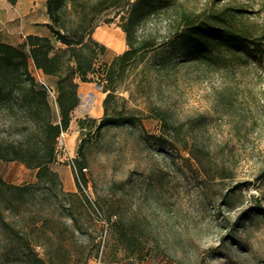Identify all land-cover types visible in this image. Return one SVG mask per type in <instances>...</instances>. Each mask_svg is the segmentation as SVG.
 Here are the masks:
<instances>
[{
	"label": "rangeland",
	"instance_id": "1",
	"mask_svg": "<svg viewBox=\"0 0 264 264\" xmlns=\"http://www.w3.org/2000/svg\"><path fill=\"white\" fill-rule=\"evenodd\" d=\"M180 2L208 11L231 5L243 10L245 24L264 25V0ZM170 16L146 26L158 30L159 41L167 39L166 22L175 14ZM119 24L115 11L100 18L92 37L106 52L98 65L128 48L125 33L118 50L96 38L99 28L122 31ZM170 53L167 43L159 60L168 66L160 76H144L140 66L118 89L126 99L120 103L141 124L98 132L104 113L96 124L89 118L103 108L106 94L97 81L81 91L75 116L86 123L79 132L74 126L79 148L73 156L65 137L66 157L55 165L60 185L46 188L23 219L6 213L16 229L29 226L35 211L64 220L28 231L39 240L34 246L40 257L47 259L42 242L54 231L56 240H71L84 257L99 247V257L88 264H264V55L223 47L205 61L189 62ZM56 98L57 92H49L53 108ZM157 109L169 119L168 131L154 115ZM75 160L88 169L83 182L90 199L77 185ZM0 177L25 185L36 181V171L0 161ZM122 233L129 235L125 241ZM21 239L0 225V264H29Z\"/></svg>",
	"mask_w": 264,
	"mask_h": 264
},
{
	"label": "trees",
	"instance_id": "2",
	"mask_svg": "<svg viewBox=\"0 0 264 264\" xmlns=\"http://www.w3.org/2000/svg\"><path fill=\"white\" fill-rule=\"evenodd\" d=\"M180 1L47 0L49 29L54 39L28 35L18 47L0 43V161L20 162L36 171V181L25 185L8 183L0 177V225L22 238V251L29 264H88L92 257H99V247L95 255L84 257L71 240L58 241L52 231L42 242L46 247L44 259L34 246L39 240H31L28 231H45L51 222L60 224L64 220L35 211L29 226L16 229L15 220L7 217L23 219L25 210L38 206L46 188L52 190L60 185L59 174L52 164L57 162L58 138L70 128L73 112L80 105V82L97 81L106 94L104 116L96 127L100 132L109 126L135 125L136 121L141 124L139 116L120 103L126 99L117 92L128 74L140 66L144 76H160L168 66L166 61L159 60L167 43L171 53L178 52L189 62L205 61L210 53L223 47L237 53L264 55V25L245 24L243 10L231 5L198 10ZM9 2L16 4L17 0ZM110 11H115L120 20L128 48L110 63L98 65L106 46L92 35L102 15ZM171 14L175 16L166 22L167 39L159 41L158 30L146 26L155 17ZM54 41L61 47L57 48ZM30 62L45 75L57 78L59 121L54 120L50 90L32 74ZM153 112L168 131L169 119L164 112L160 109ZM89 122L97 123L94 118H89ZM85 123L86 120L79 122L82 128ZM75 163L79 170L86 168L76 160ZM81 177L85 181V173ZM76 182L82 191L77 179ZM128 237L122 233L121 240Z\"/></svg>",
	"mask_w": 264,
	"mask_h": 264
},
{
	"label": "crops",
	"instance_id": "3",
	"mask_svg": "<svg viewBox=\"0 0 264 264\" xmlns=\"http://www.w3.org/2000/svg\"><path fill=\"white\" fill-rule=\"evenodd\" d=\"M46 1L47 0H17L16 4H12L9 2V0H0V43H7L18 47L25 42V39L28 35H38L54 39L49 29L50 17L48 15ZM20 31L23 34L22 37L20 36ZM30 69L34 76L39 77V79L37 80L41 84L48 86L50 92H57L56 77L45 75L41 71L37 70L33 62H30ZM91 85H93L92 82H80V98H82L81 91H85L86 89H88V87H92ZM54 107L55 108L52 107L54 117L56 121H59L60 116L57 102L55 103ZM76 111L77 108L73 112V119L70 128L66 131L65 134V137L67 138L69 144L70 154L72 156L79 148V146L77 145V134L79 131L83 130V128L79 124L82 116H75ZM103 113L104 107L98 108L97 114L94 119H97L96 117H100ZM74 126H76V128L78 129V132L74 129ZM56 164L57 162L52 164V168L55 171L60 172V169H55ZM67 167L71 172L72 170L70 166Z\"/></svg>",
	"mask_w": 264,
	"mask_h": 264
},
{
	"label": "bare ground",
	"instance_id": "4",
	"mask_svg": "<svg viewBox=\"0 0 264 264\" xmlns=\"http://www.w3.org/2000/svg\"><path fill=\"white\" fill-rule=\"evenodd\" d=\"M96 38L106 45H108L112 50H118L124 45V32H112L105 28H99L96 31Z\"/></svg>",
	"mask_w": 264,
	"mask_h": 264
},
{
	"label": "built area",
	"instance_id": "5",
	"mask_svg": "<svg viewBox=\"0 0 264 264\" xmlns=\"http://www.w3.org/2000/svg\"><path fill=\"white\" fill-rule=\"evenodd\" d=\"M65 134H66V132H62L61 136L58 138V142H57V161H61L63 158L66 157L65 155H64L65 157H63V155H61V151L63 149L65 150L66 147H67V144H66V141H65ZM61 156H62V159H61ZM71 166H72V168H73V170L75 172L76 179H77V181L79 182V184H80V186L82 188V192L86 193V196L90 199V196L87 193V188H85V184H84L83 179L81 177V173H86L88 169L87 168H83L82 170H79V168L77 167L75 161L71 162ZM90 202H91V200H90ZM104 223H105L106 226L109 225V222H107V220H104ZM98 263H100V261Z\"/></svg>",
	"mask_w": 264,
	"mask_h": 264
}]
</instances>
